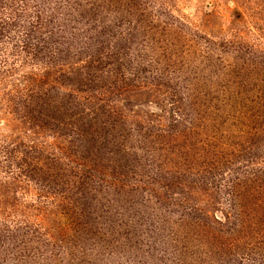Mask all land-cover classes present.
<instances>
[{
	"label": "rangeland",
	"instance_id": "rangeland-1",
	"mask_svg": "<svg viewBox=\"0 0 264 264\" xmlns=\"http://www.w3.org/2000/svg\"><path fill=\"white\" fill-rule=\"evenodd\" d=\"M0 264H264V0H0Z\"/></svg>",
	"mask_w": 264,
	"mask_h": 264
}]
</instances>
